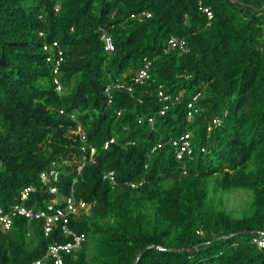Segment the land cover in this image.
<instances>
[{
  "label": "trees",
  "instance_id": "obj_1",
  "mask_svg": "<svg viewBox=\"0 0 264 264\" xmlns=\"http://www.w3.org/2000/svg\"><path fill=\"white\" fill-rule=\"evenodd\" d=\"M144 10L150 17H130ZM172 35L188 51L166 52ZM55 40L61 92L43 51ZM145 56L151 78L133 84ZM115 79L132 91L108 96ZM159 84L172 97L163 114ZM78 128L95 154L76 174ZM185 133L191 152L177 158L173 142ZM51 167L56 179L42 184ZM109 171L115 184L103 178ZM29 185L27 206L50 202L49 185L89 205L70 220L86 239L65 264H264L253 240L264 233V0H0V207ZM232 188L250 192L240 216L209 203L210 191ZM240 230L256 232L233 235ZM66 240L16 216L0 229V264H29Z\"/></svg>",
  "mask_w": 264,
  "mask_h": 264
},
{
  "label": "built area",
  "instance_id": "obj_2",
  "mask_svg": "<svg viewBox=\"0 0 264 264\" xmlns=\"http://www.w3.org/2000/svg\"><path fill=\"white\" fill-rule=\"evenodd\" d=\"M58 6L56 7V10ZM203 11L206 13L207 17L210 19L212 17V12L207 8H203ZM150 12L148 11H140L137 13H132L130 17L132 19L141 20L145 17H150ZM101 35L100 39L103 41L104 51L107 53H111L114 50L113 39L109 32L104 28H99ZM176 50L179 53H184L188 51L186 39L184 37L178 36H170L166 41L165 51ZM43 51L47 53L46 60L51 63L52 72L54 74L53 81L55 83V89L59 92L62 91V86L59 82V69L60 64L62 62V50L59 48L58 42L55 40L51 44H45L43 46ZM151 66L152 60L148 57H143L141 67L136 71L134 76L132 77L133 84H145L151 78ZM131 84H124L120 82L118 79L110 81L105 91L109 96V92L111 88H125L127 91H132ZM157 95L160 101L163 102L161 109L159 110L160 114H163L165 110L168 108L169 102H172V97L170 94L165 93L162 89V85H158ZM198 93L194 94L191 98V101L188 103V119L193 117L194 112H196L197 108L195 107V101ZM177 99V97H175ZM110 101V99H109ZM167 101V102H165ZM119 113V112H118ZM152 121V118L149 119ZM213 124H219V120L215 117L212 119ZM75 133L79 135V138L83 142L82 146V160L76 167V174H79L82 167L85 165L87 161L94 162V154L95 148L93 146L84 145L87 138L86 134L81 128H78ZM190 135L185 133L180 137V140L174 141V145L176 147V156L177 158H181L184 153L191 152L190 146ZM114 141L113 138L109 139L104 143V148H107L110 143ZM160 146V144H157ZM56 170L54 167H51L48 170L41 171L39 174V178L42 184L48 183L54 179H56ZM104 179H107L111 184H115V178L113 171H109L103 175ZM76 179L73 180L75 182ZM143 180L141 181H131L128 182V185L132 188L139 186ZM35 187L33 185H29L23 188L20 192L19 202L11 204L8 208L0 207V229L8 230L11 228L13 224V219L16 216H21L29 220H41L42 228L44 234L47 235L54 228H57L68 240L64 242H52L48 248L44 256L39 259L32 261L29 264H45L46 261H51V264H65L64 257L68 254L74 253L79 250L86 239V236L83 232H78L74 228L70 226V220L76 219L81 213H87L89 209V205L83 201L82 199H77L74 197L73 189H71L70 194L59 196L58 197V189L54 185H49L48 190L49 193L54 195L50 202H48L42 208H33L27 206L25 201L28 198L30 192L34 191ZM200 232V231H199ZM259 246L264 247V233H259L253 239Z\"/></svg>",
  "mask_w": 264,
  "mask_h": 264
},
{
  "label": "rangeland",
  "instance_id": "obj_3",
  "mask_svg": "<svg viewBox=\"0 0 264 264\" xmlns=\"http://www.w3.org/2000/svg\"><path fill=\"white\" fill-rule=\"evenodd\" d=\"M250 201V192L232 188L224 193L209 192V203L216 208H224L234 216H240Z\"/></svg>",
  "mask_w": 264,
  "mask_h": 264
},
{
  "label": "water",
  "instance_id": "obj_4",
  "mask_svg": "<svg viewBox=\"0 0 264 264\" xmlns=\"http://www.w3.org/2000/svg\"><path fill=\"white\" fill-rule=\"evenodd\" d=\"M231 2H235V0H230ZM254 230H240L233 233V235H250L255 234ZM197 246H191L189 248L182 249L183 252L193 253L196 250Z\"/></svg>",
  "mask_w": 264,
  "mask_h": 264
}]
</instances>
